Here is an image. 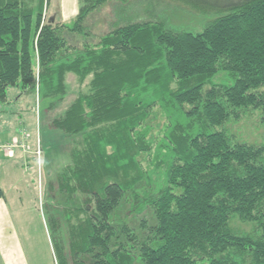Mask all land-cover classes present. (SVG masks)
Segmentation results:
<instances>
[{"label":"trees","instance_id":"16d2710c","mask_svg":"<svg viewBox=\"0 0 264 264\" xmlns=\"http://www.w3.org/2000/svg\"><path fill=\"white\" fill-rule=\"evenodd\" d=\"M111 1L127 0H79L71 22L53 25L49 0H0V105L16 87L62 101L66 74L89 79L51 124L79 140L57 177L65 201L80 202L65 211L76 220L62 264H264V146L215 130L248 111L264 123V0L224 11L171 0L214 18L196 33L130 23L69 45L63 33L85 36ZM219 75L227 82L212 84ZM234 219L252 230L237 234Z\"/></svg>","mask_w":264,"mask_h":264},{"label":"rangeland","instance_id":"374dc122","mask_svg":"<svg viewBox=\"0 0 264 264\" xmlns=\"http://www.w3.org/2000/svg\"><path fill=\"white\" fill-rule=\"evenodd\" d=\"M235 2L238 0H211V4L217 5L222 11ZM33 4L32 7L36 0H33ZM53 14L47 7L43 14L44 22L47 23ZM212 18L214 17H204L171 0L111 1L95 10L84 21L85 36L64 32L63 38L71 46L79 47L84 43L94 45L100 37L118 27L145 22H162L172 31L196 33ZM35 75H38L37 64ZM88 82L89 79L79 86L76 77L71 74L65 79V96L58 102L39 99L37 94L26 93L16 87L7 91V103L0 105V143H4L0 148L12 142H6L8 137L17 134L19 138L20 131H24L25 141L27 140L24 154L30 153L20 157L21 169L17 173L22 185L17 187H12L9 179L5 178L6 161L0 157V187L6 193V218L9 225L6 235L10 242L7 254L11 264H62L73 253L66 224L72 217L73 221L76 218L65 211L78 208L80 202L75 199L65 201V196L58 190L57 177L63 169L70 166V151L79 140L63 135L51 124L64 114L79 93L86 92ZM226 82L225 77L219 75L213 79L212 84ZM208 87L209 85L204 89ZM163 124L164 120L156 110L150 122L154 136ZM215 130H224L233 141L239 143L264 146L261 111L243 112L238 120H230L222 128ZM37 151L39 155H35ZM0 154L8 158L3 152ZM122 212L123 210L118 215ZM146 216L150 218L149 215ZM230 227L240 235L252 230V225L243 224L238 219L232 220ZM0 264H6L2 255ZM136 264H141L138 259Z\"/></svg>","mask_w":264,"mask_h":264},{"label":"crops","instance_id":"0c3cea01","mask_svg":"<svg viewBox=\"0 0 264 264\" xmlns=\"http://www.w3.org/2000/svg\"><path fill=\"white\" fill-rule=\"evenodd\" d=\"M49 10L50 13H54L50 18V22L53 25L56 24H66L71 22L77 15L79 10V0H49ZM71 74H66L65 79L70 77ZM73 77V76H72ZM19 136V135H18ZM17 138V134H13L6 142H10L13 139ZM4 144V143H0ZM19 152V151H18ZM16 152L12 158H4L1 154L0 157L5 162V178L9 179L12 187H17L18 185H22L21 179L18 177V173L20 171L21 166V155L28 156L30 153L24 154L23 152ZM3 174V171H2ZM11 187V186H10ZM11 187V188H12ZM0 190L3 193V198L0 199V255L5 257L6 264H11L10 257L7 252H9V240H8V224H7V208H6V193L3 188L0 187ZM21 248V247H20ZM20 252V250H18ZM22 261V260H21ZM20 261V262H21ZM23 264V263H19Z\"/></svg>","mask_w":264,"mask_h":264},{"label":"built area","instance_id":"2783aa9c","mask_svg":"<svg viewBox=\"0 0 264 264\" xmlns=\"http://www.w3.org/2000/svg\"><path fill=\"white\" fill-rule=\"evenodd\" d=\"M24 133H25L24 131H20V133H19L20 137L19 138L13 139L10 144H7V145L2 146L0 148L1 152L4 153L5 157L11 158L17 150H21L24 153L25 148H26V141H27V140L25 141L24 137L26 135ZM21 134H22V136H21ZM36 154L39 155V152L37 151L35 153V155ZM36 168H37V166H36ZM39 172H40V167L38 169V174H39Z\"/></svg>","mask_w":264,"mask_h":264}]
</instances>
